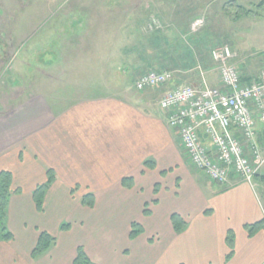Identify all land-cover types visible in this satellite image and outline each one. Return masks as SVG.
Masks as SVG:
<instances>
[{
  "label": "crops",
  "instance_id": "crops-1",
  "mask_svg": "<svg viewBox=\"0 0 264 264\" xmlns=\"http://www.w3.org/2000/svg\"><path fill=\"white\" fill-rule=\"evenodd\" d=\"M259 1L223 0L191 9L185 1L184 7L178 1L145 3L144 18L159 24L152 23L150 69L135 73L134 82L148 70H168L173 80L166 85L138 91L134 82L122 81L119 87L117 81L106 90L83 93L82 87L53 98L52 88L48 92L40 81L30 93H10L9 82L7 87L2 83L0 93H6L7 103L0 107V172L11 173L6 227L13 238L0 241V264H72L79 246L96 264H264V225L251 234L245 227L264 223L259 196L264 163L252 183L234 175L223 184L211 181L192 165L159 106L162 95L176 85L204 80L222 88L210 57L216 45L227 44L235 51L234 62L245 80L260 76L264 59L257 62V52L246 47L250 22L264 12V5L257 8ZM198 17L205 25L193 32L189 25ZM113 64L106 66L111 69ZM14 68L9 61L8 72ZM68 78H49L48 85H66ZM101 78L92 76L96 82ZM258 130L264 152V126ZM49 171L54 178L39 210L34 191L46 183ZM123 179H131L129 185ZM88 194L93 196L91 207L82 203ZM173 214L184 222L180 231L173 227ZM65 221L69 227L62 229ZM132 223L142 228L134 237ZM41 231L56 242L33 258ZM71 234L78 237L67 247L65 238ZM117 239L134 242L130 246L137 253L131 263L121 246L115 249Z\"/></svg>",
  "mask_w": 264,
  "mask_h": 264
},
{
  "label": "rangeland",
  "instance_id": "rangeland-1",
  "mask_svg": "<svg viewBox=\"0 0 264 264\" xmlns=\"http://www.w3.org/2000/svg\"><path fill=\"white\" fill-rule=\"evenodd\" d=\"M148 1L152 2V0H0V54H6L8 62L15 65L10 73L4 77L0 76V88L3 84L4 87L10 84V93H16V89L30 93L34 85H38L40 81L43 87L46 86L47 91L52 88L54 92L50 96L63 98L64 95L76 93L78 89L80 91L82 87L83 93H87L106 90L117 81L119 87L122 86V81L132 85L135 73L148 68L146 64L151 56L149 45L153 25L149 19L144 18L147 11L145 3ZM160 1L168 3L178 1L183 7V1L190 2L189 9L195 5L202 4L204 7L223 2V0ZM150 13L146 14L147 18H151ZM261 14L264 16V12ZM262 15L260 19L250 22L252 27L249 28V40L246 44L248 51L257 52V62L264 59ZM156 23L159 24L157 20ZM155 42L156 40L153 41ZM156 46L157 44L154 47ZM96 58L101 60L96 63ZM114 61L117 64H113L111 69L106 66V63ZM139 63L142 66L138 67ZM133 66L137 68L130 70ZM76 74L82 75L75 76ZM98 75H102L103 78L96 82L92 76ZM58 76H69L65 81L66 85H48L49 78ZM5 94L0 93V107L3 105L6 107ZM47 96L45 99L49 100L51 97ZM259 196L264 205V191H259ZM64 223L69 224L68 221ZM76 237L78 234L75 236L71 234L69 239L65 238L67 247ZM113 243L115 249L118 246L122 247L121 254L129 255V260L125 261L131 263L132 255L137 253L133 252L130 246L134 242L117 239Z\"/></svg>",
  "mask_w": 264,
  "mask_h": 264
},
{
  "label": "built area",
  "instance_id": "built-area-1",
  "mask_svg": "<svg viewBox=\"0 0 264 264\" xmlns=\"http://www.w3.org/2000/svg\"><path fill=\"white\" fill-rule=\"evenodd\" d=\"M204 24L198 17L190 30L198 31ZM210 56L222 88L204 80L197 86L176 85L162 95L159 106L196 169L216 183H226L230 175L252 183L264 163L258 143V125L264 126V63L260 76L245 83L230 45L214 46ZM172 80L171 71L149 70L137 77L135 88L143 91Z\"/></svg>",
  "mask_w": 264,
  "mask_h": 264
},
{
  "label": "trees",
  "instance_id": "trees-1",
  "mask_svg": "<svg viewBox=\"0 0 264 264\" xmlns=\"http://www.w3.org/2000/svg\"><path fill=\"white\" fill-rule=\"evenodd\" d=\"M264 5L263 1H259V4H257V8H262ZM241 12L243 14H254L252 10H244L242 9ZM242 82H249L245 80L242 77ZM258 175V174H257ZM256 175V176H257ZM54 175L49 171L48 173V179L45 184L38 186L34 191V199L36 202V207L41 210L42 209V199L45 190L47 189L50 182L53 180ZM255 176V177H256ZM131 179H123L122 183L124 185H129ZM262 181L264 183V176H262ZM11 173L9 171H1L0 172V241L4 240H10L13 238L12 233L8 230L6 227V207L8 198L11 194ZM82 203L86 206H93V196L92 194H88L82 198ZM145 212H147V209H145ZM173 227L176 231L182 230L184 226L183 220L177 215L173 214L171 217ZM262 225H264L263 222H258L253 225H246L245 227L248 230V233L251 234L258 228H260ZM68 223H63L61 225L62 229L68 228ZM142 231V228L137 223H132L131 229H130V237L136 236L139 232ZM228 246L232 250L233 248V237L231 233H228V237L226 239ZM56 242V239L54 236L49 234L46 231H41L37 242L31 252V256L33 258H37L41 256L42 254L46 253ZM231 254V253H230ZM229 256V255H228ZM72 264H96L93 261L90 260V258L87 256V254L84 252L83 247L79 246L76 251V255L73 259Z\"/></svg>",
  "mask_w": 264,
  "mask_h": 264
},
{
  "label": "flooded vegetation",
  "instance_id": "flooded-vegetation-1",
  "mask_svg": "<svg viewBox=\"0 0 264 264\" xmlns=\"http://www.w3.org/2000/svg\"><path fill=\"white\" fill-rule=\"evenodd\" d=\"M7 64H8L7 55L6 54L4 55V53H1L0 54V76L1 77H4L5 75L9 73L7 69Z\"/></svg>",
  "mask_w": 264,
  "mask_h": 264
}]
</instances>
